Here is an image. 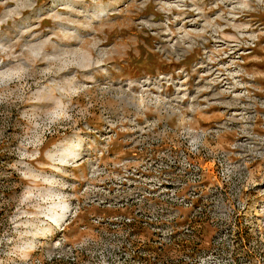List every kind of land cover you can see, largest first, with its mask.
Listing matches in <instances>:
<instances>
[{"label": "rangeland", "instance_id": "obj_1", "mask_svg": "<svg viewBox=\"0 0 264 264\" xmlns=\"http://www.w3.org/2000/svg\"><path fill=\"white\" fill-rule=\"evenodd\" d=\"M218 124L175 221L103 202L145 127L179 150ZM234 145L247 169L220 185L210 160ZM0 264H264V0H0Z\"/></svg>", "mask_w": 264, "mask_h": 264}, {"label": "built area", "instance_id": "obj_2", "mask_svg": "<svg viewBox=\"0 0 264 264\" xmlns=\"http://www.w3.org/2000/svg\"><path fill=\"white\" fill-rule=\"evenodd\" d=\"M145 128L146 132L152 133L148 143L139 150L140 155L133 152V157L127 160L140 163L139 168L127 167L126 173L118 178L109 179L108 184L104 185L99 193L101 195L105 193L102 195L105 204L114 206H131L138 202L144 207L155 209L161 207L163 203L171 202L173 207L166 208L165 211L172 214L169 220L175 221L174 218L178 216L176 212L179 199L185 201L186 204L194 205L193 198L205 195L206 188H208L205 182L206 166L195 162L193 158L198 155H202V157L208 155L207 152L201 154L199 149L202 148L203 141L208 136H218L223 125L218 124L210 128L192 126L184 128L182 132L187 139L186 145L184 149L179 150L176 146L163 147L162 138L165 132L172 130L170 126H147ZM145 131L141 134H146ZM232 149L234 150H219L216 152V156L210 160L212 165L217 164L216 167H211V170L214 177L218 178L219 184L220 181L228 183L232 180H239L244 174V170L247 169L248 164L238 156L237 146H232ZM121 165L123 163L117 164V167H121ZM223 190L219 189L217 192L221 194ZM229 193L236 198L240 193L242 194V190L234 187ZM131 215L125 217L129 218ZM159 217L162 218V213L152 221L155 222ZM130 223L131 220L127 224ZM150 227L153 234H159L154 239V244L159 245L174 241L173 236L178 232L177 223L172 222L158 223ZM182 228L185 231V226ZM162 235H169V237L162 238ZM158 248L161 249V247Z\"/></svg>", "mask_w": 264, "mask_h": 264}, {"label": "trees", "instance_id": "obj_3", "mask_svg": "<svg viewBox=\"0 0 264 264\" xmlns=\"http://www.w3.org/2000/svg\"><path fill=\"white\" fill-rule=\"evenodd\" d=\"M59 262L57 259L54 260V263Z\"/></svg>", "mask_w": 264, "mask_h": 264}]
</instances>
